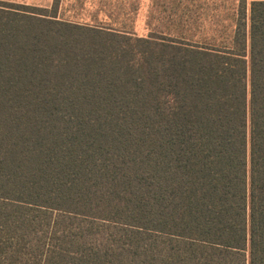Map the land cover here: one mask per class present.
<instances>
[{
  "label": "trees",
  "instance_id": "trees-1",
  "mask_svg": "<svg viewBox=\"0 0 264 264\" xmlns=\"http://www.w3.org/2000/svg\"><path fill=\"white\" fill-rule=\"evenodd\" d=\"M84 2L0 0V264H264V0Z\"/></svg>",
  "mask_w": 264,
  "mask_h": 264
},
{
  "label": "rangeland",
  "instance_id": "rangeland-1",
  "mask_svg": "<svg viewBox=\"0 0 264 264\" xmlns=\"http://www.w3.org/2000/svg\"><path fill=\"white\" fill-rule=\"evenodd\" d=\"M3 1H9V2H14V3H20V4H26V5H32V6H40V7H49L52 3L53 0H3ZM98 0H85V9H92L93 4L97 2ZM141 2V9L144 7V3H146L145 0H139ZM72 2H75V0H62L63 3V8L67 7L70 5ZM86 11V10H85ZM142 11H140L141 13ZM72 12H66V15H70ZM82 13H87V12H82ZM141 17V15H140ZM140 19V18H138Z\"/></svg>",
  "mask_w": 264,
  "mask_h": 264
}]
</instances>
